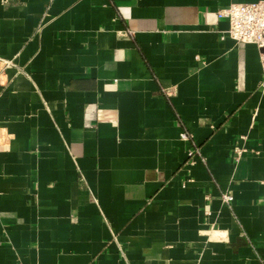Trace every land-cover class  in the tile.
Returning a JSON list of instances; mask_svg holds the SVG:
<instances>
[{"label": "crops", "instance_id": "crops-1", "mask_svg": "<svg viewBox=\"0 0 264 264\" xmlns=\"http://www.w3.org/2000/svg\"><path fill=\"white\" fill-rule=\"evenodd\" d=\"M257 1L0 0V264H264Z\"/></svg>", "mask_w": 264, "mask_h": 264}, {"label": "built area", "instance_id": "built-area-1", "mask_svg": "<svg viewBox=\"0 0 264 264\" xmlns=\"http://www.w3.org/2000/svg\"><path fill=\"white\" fill-rule=\"evenodd\" d=\"M217 15L221 18H227L229 22V27L225 31V35L237 42L254 44L261 49L262 78L259 87L264 91V0L251 3H231L219 9ZM131 33L132 31L128 30V34ZM11 65H14L12 60L5 61V67H10ZM181 139L189 140L190 134L186 131L182 132ZM236 152V158L238 159L242 150L237 149ZM195 153L198 154L199 150H194L192 154ZM223 200L230 204L233 197L224 194Z\"/></svg>", "mask_w": 264, "mask_h": 264}]
</instances>
